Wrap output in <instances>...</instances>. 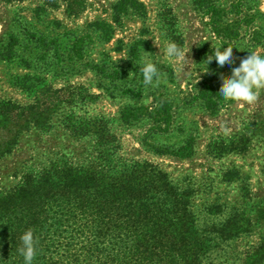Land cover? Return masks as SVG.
<instances>
[{
  "label": "rangeland",
  "instance_id": "rangeland-1",
  "mask_svg": "<svg viewBox=\"0 0 264 264\" xmlns=\"http://www.w3.org/2000/svg\"><path fill=\"white\" fill-rule=\"evenodd\" d=\"M116 1L0 0V193L19 186L27 175H39L50 164L106 168L152 164L181 188L190 189L194 213L203 225L236 215L244 233L221 242L220 252L216 249L208 256L216 264H244L264 239V225L255 219L256 209L264 208V132L260 131L264 88L257 90L252 102L222 97L214 112L203 107L197 93L206 84L219 92L220 77L230 75L215 60L207 66L204 58L214 48L232 47L233 66L250 51L264 55V38L253 44L250 36L264 25V0H208L226 10L228 21L254 14L250 24L241 23L239 37L230 42L213 31L209 16L196 7L201 0H138L145 7L143 15L128 11L114 21ZM234 5L240 14L234 13ZM95 21L113 26L107 41L89 28ZM25 32L55 38L62 46L87 35L84 59L61 70L48 58H40ZM13 34L19 45L6 61L1 52ZM137 41L142 43L133 59L128 50ZM168 42L188 51L186 57L166 58L163 49ZM146 56L162 73V79L148 85L138 72ZM87 64L116 71L117 78H103ZM27 75L36 77L23 78ZM127 88L138 91L139 97L123 93ZM157 94L172 102L174 130L150 141L178 146L191 136L190 156L154 152L145 143L147 122L120 117L124 107L149 106ZM230 171L237 176L226 181L224 174ZM209 204H223L224 215L208 214Z\"/></svg>",
  "mask_w": 264,
  "mask_h": 264
},
{
  "label": "trees",
  "instance_id": "trees-1",
  "mask_svg": "<svg viewBox=\"0 0 264 264\" xmlns=\"http://www.w3.org/2000/svg\"><path fill=\"white\" fill-rule=\"evenodd\" d=\"M207 2L201 0L195 5L209 16L213 31L223 41L237 39L241 23L250 24L254 18L248 13L240 20H225L226 10ZM238 7H232L237 15ZM128 11L140 16L145 7L138 0H117L112 5L114 21ZM112 27L105 21L89 24L102 41L110 38ZM25 33L40 51V58H48L61 70L84 59L87 35L71 38L68 45L62 46L55 38ZM250 36L253 44L260 43L264 25L254 28ZM139 43L129 47L133 59H137ZM18 45L19 37L9 35L1 52L3 60L10 61ZM87 65L103 78H117L116 71L108 73L102 66ZM123 93L131 98L140 95L131 88ZM197 99L206 110L214 112L222 97L206 84L198 91ZM172 109L170 99L157 94L149 106L124 107L120 117L126 122H147L145 143L154 152L185 158L192 152L191 136L178 146L150 141L174 130ZM260 131L264 132V124ZM224 175L229 181L237 173ZM189 190L172 182L152 164L107 168L50 164L39 175H27L16 188L0 193V264H25L18 245L20 235L26 231H31L33 237L32 264H216L208 255L216 249L220 252L221 242L234 239L245 228L237 224L236 215L203 225L194 213ZM208 214L224 215L223 204H209ZM255 219L264 225V208L256 209ZM240 221L247 222L243 218ZM263 263L264 239L247 254L244 264Z\"/></svg>",
  "mask_w": 264,
  "mask_h": 264
},
{
  "label": "clouds",
  "instance_id": "clouds-1",
  "mask_svg": "<svg viewBox=\"0 0 264 264\" xmlns=\"http://www.w3.org/2000/svg\"><path fill=\"white\" fill-rule=\"evenodd\" d=\"M187 52L174 42H168L163 49V55L174 60H182L186 57ZM204 60L207 66L215 60L218 68L230 70L228 78L220 77L219 81L221 87L218 93L226 100L252 102L256 98L257 90L264 88V55L250 51L240 59L238 65L233 66L235 64L233 48L224 46L214 48L210 54H206ZM182 67L183 65L178 66L177 71ZM138 72L142 75L146 85L151 84L154 80L162 79V73L157 64L147 56L138 65ZM19 240L18 251L23 256L25 264H32L35 249L31 231L22 233Z\"/></svg>",
  "mask_w": 264,
  "mask_h": 264
}]
</instances>
